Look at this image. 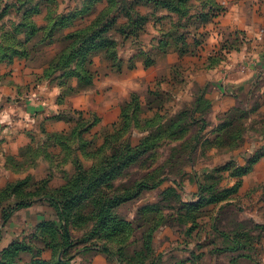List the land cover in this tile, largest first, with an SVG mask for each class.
Segmentation results:
<instances>
[{
  "label": "rangeland",
  "instance_id": "374dc122",
  "mask_svg": "<svg viewBox=\"0 0 264 264\" xmlns=\"http://www.w3.org/2000/svg\"><path fill=\"white\" fill-rule=\"evenodd\" d=\"M237 3L0 0V71L20 62L27 83L2 128L54 107L51 130L0 138V264H264V69L246 88L213 83L252 63L230 59L246 33L221 18ZM217 87L232 105L217 109ZM57 196L84 204L62 217Z\"/></svg>",
  "mask_w": 264,
  "mask_h": 264
},
{
  "label": "crops",
  "instance_id": "0c3cea01",
  "mask_svg": "<svg viewBox=\"0 0 264 264\" xmlns=\"http://www.w3.org/2000/svg\"><path fill=\"white\" fill-rule=\"evenodd\" d=\"M221 19L222 25L226 27L227 31L228 29L239 28L246 33V41L243 43L242 49L236 51L230 57L233 60L232 65L236 64L237 61H251L252 63L248 64L247 73L241 72L242 74H240L239 70V72L231 71L230 74L219 75L220 77L218 76V79L214 80L213 83L221 86L222 84H230L233 79L240 86L239 89L246 88L253 79L256 80V75L264 69V0H238L237 7L232 8ZM222 39L223 35L219 30L212 32L208 39V48L211 50L217 48L216 46L220 44ZM24 69V65L16 62L0 71V138L4 140L12 137L13 140L20 141L19 144H22L23 140H25L24 142L30 140V136L40 133L42 125L48 126V130H51V127L49 129L48 119H50L49 113L54 110L52 105L42 104V110L36 113L35 116H31L27 110L19 111L18 115L20 117L17 120V128H7L5 130L2 128L8 112L6 108L10 107L8 100L27 84H20L22 83ZM5 75H9L11 81L7 82ZM262 75L261 80L264 83V73ZM216 89V94L219 96L216 98L210 97L214 100L222 97V101H219V104L216 105L217 109L223 103L228 106L234 103L235 99L224 95V91L220 87ZM62 125L63 122L59 121L57 127L59 128Z\"/></svg>",
  "mask_w": 264,
  "mask_h": 264
},
{
  "label": "trees",
  "instance_id": "16d2710c",
  "mask_svg": "<svg viewBox=\"0 0 264 264\" xmlns=\"http://www.w3.org/2000/svg\"><path fill=\"white\" fill-rule=\"evenodd\" d=\"M119 12H120V10H118V13ZM113 22H114V24H112ZM116 22H117V20H115V17L114 16H111V17H108V19L105 22L101 23V24H103V25L105 24L106 25L105 29H106V28H108V25L109 24L115 25ZM101 24H99V25H101ZM123 24L124 23H121L120 25L123 26ZM99 27L100 26H97V27H93L91 29V32L90 33H91V38L92 39H95L96 36H97V34L101 31V29ZM65 38L67 40H70V38L68 36L65 37ZM96 44L99 45V42L96 41ZM95 49H96V47H95ZM87 58H85V59H87ZM126 150H129V149H126ZM124 151H125V149L124 150L123 149L122 150H118V152L116 154L110 155V156L106 157L105 160H104V162L102 164H100L97 168H95L93 170L94 171L93 173L100 172V169L102 167H104V168H106V170H104L102 176L103 177H107L105 180H99L98 182H96L95 186H93V191L94 192L101 194V187L105 183L111 181V179L113 177L115 178L116 176L120 175V173L123 170V168H125V166H127V164L124 165L121 162V161H123V155H124L123 153H124ZM124 159H126L125 156H124ZM84 173L86 174L87 171L86 170H81V172L79 174V177L82 178V175ZM123 199L124 198L117 199L116 200L117 201L116 203L117 204L118 203H121ZM50 200L52 201V205H54V207L57 209L58 213L62 217H65V216L68 215V212L66 211L68 207L69 208H76V210L78 208H80L79 210H81V206L84 204V201H81V202L75 204V206L74 205H71V206L70 205H67L66 197H61V196L52 197V198H50ZM110 201H112V199H110L109 202H105V207L104 208L105 209H108L110 211L109 214L111 215L112 214L111 209H112L113 205H112V202H110ZM30 204H31V201L21 200V201L17 202L16 205H17V207H23V206H28ZM9 207L10 208H13L15 206L14 205H10ZM79 210H78V213H79ZM117 227H118V225L116 227L113 226L112 227V230H115V228H117Z\"/></svg>",
  "mask_w": 264,
  "mask_h": 264
}]
</instances>
